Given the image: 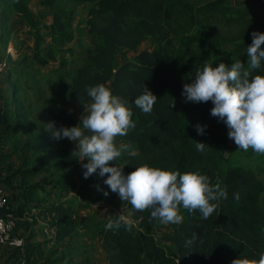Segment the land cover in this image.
Here are the masks:
<instances>
[{
	"label": "trees",
	"instance_id": "obj_1",
	"mask_svg": "<svg viewBox=\"0 0 264 264\" xmlns=\"http://www.w3.org/2000/svg\"><path fill=\"white\" fill-rule=\"evenodd\" d=\"M231 1L40 0L39 4L52 15L51 24L46 25L35 16L28 0H0V44L9 41L11 16L15 13L27 20L34 40L31 55L25 54L18 60L7 58L14 66L7 68L6 81L14 83V88L11 101L4 102L0 114V130L10 131L0 134V148L23 133L29 138L28 147L31 145L37 152L35 164L30 163L31 157H25L20 166L5 164L8 157L0 158V172H5L4 182L12 190L7 192L12 208L2 212L10 211L17 218L15 230L16 234L25 236L23 253L28 263H33L31 257L35 254V248L29 244L32 236L19 231L30 228V222L23 219L30 207H42L43 213L49 215L57 241L76 235L78 222L72 217L71 200L65 198L74 191L69 185L67 188L66 176L61 172L75 170L80 162L74 142L67 138L55 142L44 124L37 131L34 123H29V95L22 94L16 86L15 76L33 63L44 67L60 58L59 63L65 64L68 54H74L73 47L77 48L74 42L81 34V27L78 31L74 27L75 10L79 7H87L85 25L92 42L86 47L83 63L58 87L56 127L77 126L80 121L75 116L74 103L90 102L86 88L103 83L113 95L124 98L133 113L135 128L123 137H116L117 145H129L128 151L114 161L123 167L125 175L142 164L180 173L199 172L228 193L207 219L199 210L189 212L181 205L182 222L170 223L161 232L164 242H160L156 232L163 224L151 218V210L137 211L122 201L105 184L107 174L101 176L97 169L93 179L96 200L113 206L121 201L131 211L132 218L127 220L114 211L106 220L96 223V235L110 253L108 264H231L241 254L259 259V254L264 252V182L254 169L228 155L231 145L228 129L223 121L211 115L213 103L186 102L182 95L184 84L192 82L197 68H202L205 62L213 66L221 62L225 40L217 34L215 23L222 24L264 5V0H236L241 5H232ZM147 38H154V48L142 49L134 59L116 66L122 50H138ZM237 39L240 41L233 53L237 55L236 61L247 68V47L252 39L243 35ZM261 63L259 69L252 70L253 76L264 75V60ZM145 86L157 96L151 113H144L134 103ZM197 124L206 126L203 135L197 133ZM196 142L208 145L203 153L196 150ZM252 151L250 148L246 154L252 155ZM51 169L56 171L53 175H58L54 179L55 187L49 189L45 180H34ZM237 192L239 200L234 198ZM110 219L119 221L120 226L106 228ZM193 235L195 240L187 243ZM21 253L15 247V257L8 264L21 261L15 260ZM61 253L56 257L52 253L50 261L56 264L64 261L67 253L64 250Z\"/></svg>",
	"mask_w": 264,
	"mask_h": 264
},
{
	"label": "clouds",
	"instance_id": "obj_2",
	"mask_svg": "<svg viewBox=\"0 0 264 264\" xmlns=\"http://www.w3.org/2000/svg\"><path fill=\"white\" fill-rule=\"evenodd\" d=\"M251 35L252 43L247 47V68L239 60L230 67L224 62L218 66L205 62L202 68L196 69L192 82L184 84L182 95L186 102L211 101L214 105L211 115L225 123L228 138L238 149L248 151L251 148L264 154V75H252V70L259 69L264 60V49L261 48L264 33L254 31ZM86 92L90 98V102L83 103L87 115H81L77 126L57 128L54 121L47 124L53 140L67 138L74 142V152L85 169V179L100 169L101 176L107 174L105 184L122 201H127L137 211L150 209L151 218L163 225L182 222L183 217L179 214L181 205L189 212L199 210L207 219L218 208V202L227 198L226 188L219 183L211 184L209 177L199 172L180 173L142 164L125 175L123 167L115 165L114 161L128 151L129 145H117L116 137H123L135 128L133 113L127 101L113 95L103 83L87 87ZM156 100L157 96L145 86L134 103L144 113H151ZM195 127L199 135L204 134L206 126L197 124ZM206 146L203 142H196L198 152L203 153ZM97 188L99 190V186ZM234 198L239 200L238 192ZM119 226V221L110 219L106 228ZM194 240L195 235L187 243ZM231 264H264V252L259 254V259L241 254Z\"/></svg>",
	"mask_w": 264,
	"mask_h": 264
},
{
	"label": "rangeland",
	"instance_id": "obj_3",
	"mask_svg": "<svg viewBox=\"0 0 264 264\" xmlns=\"http://www.w3.org/2000/svg\"><path fill=\"white\" fill-rule=\"evenodd\" d=\"M199 1L205 2L206 0ZM231 4L241 5V2L232 0ZM67 7H70V3L67 4ZM43 12H45V10H43ZM48 14H51V11L47 10L45 15ZM87 16V7H79V9L75 10L74 27L77 31L79 30L78 27H81V34L78 32L79 36L74 42L77 48L73 47L74 54H68L65 64L62 65L59 63L60 58L57 62H50V64L44 67L38 66L33 63V65H28V69L26 68L25 70H21L15 76L16 86L19 87V90L22 92V94L25 93L26 95H29V100L27 101V106L31 110L29 123H34L33 126L37 131H39L41 124H44L47 127V124L49 122L54 121V115L57 111L56 107L58 105L57 99L60 96V91L58 87L61 85L62 80H68L72 76L74 70L83 63L86 47H88L92 42V38L87 34L86 31L85 24ZM46 21L48 20H45V22ZM215 25L217 29V34H219L225 40V44L223 45L224 52L222 56L219 57L220 61L224 62L230 67L237 59V55L233 53V48L240 41L237 39V37L239 35H243L248 36L249 39H252V32L258 31L260 33H264V5H259V8L254 7L246 15L242 14L240 16L230 18V20H225L222 22V24L215 23ZM48 41H50L49 38L47 39V42ZM30 43H32V41H30ZM155 45L156 44L154 38H147L138 50H122L118 55L116 66H119L124 60L134 59L138 51L142 49L154 48ZM23 47V52L19 53L18 55L15 49H19V47L18 45H15V49L13 50L15 57L18 56L17 58H21V56L25 55V52L32 53L33 49L31 48V45L28 46L27 43H24ZM2 48L3 47H1L0 53L4 52L2 51ZM7 74L8 70H5L4 88L2 93V97L4 99L5 104L7 101H11V94L14 88V83H8L6 81ZM44 105H46L48 108L46 109ZM73 107L75 116L79 119V121L81 115H87V113L84 112V107L82 104L74 103ZM32 109L35 111H33ZM7 133L9 132L6 130L5 132L0 131L1 135H6ZM26 141H28L29 145L30 141L28 136L22 133L20 138L17 137V139L11 140V142L7 144V146L3 145L0 148V158L11 157L9 159L10 162L16 164L17 166H20L24 163L23 160H25V157H31L30 163L35 164L37 152L34 148L31 147V145L30 148L26 146L27 144L24 145ZM54 141L60 142V140ZM230 144L231 145L228 155H230L234 161L250 166L252 169L255 170L258 177L264 182V157H258L260 153H256L254 151H252V155L246 154L250 149L248 151L238 149V146L231 139ZM84 163H87V160H85ZM84 171L85 169H83L81 163H79L78 167L75 170L63 169V172L61 173L66 176L64 179L65 184H67V188H69V185L71 190L75 191L77 197L80 196L81 199L89 198L90 201H92L95 195V189L93 186L94 174L85 179L83 176ZM53 173H56V171L51 169L47 174H39L34 178V180H45L46 182H48V187L50 189L53 186L55 187L54 181L58 179V175H53ZM262 204L264 205V193L262 195ZM114 207H116L117 212L124 215L127 220L132 219L130 216L131 213L129 212L128 208H126L121 201H118L117 205ZM179 214L181 215L180 210ZM169 225L170 224L162 225V227L157 230L156 233L160 242H164L163 239L160 237L161 232L168 229ZM93 235L95 234L93 233ZM3 247L6 248L7 246H0V249Z\"/></svg>",
	"mask_w": 264,
	"mask_h": 264
},
{
	"label": "crops",
	"instance_id": "obj_4",
	"mask_svg": "<svg viewBox=\"0 0 264 264\" xmlns=\"http://www.w3.org/2000/svg\"><path fill=\"white\" fill-rule=\"evenodd\" d=\"M40 0H28L29 7L33 9V13L44 24L49 25L52 22V15H45L47 12L46 7H42L39 4ZM33 2V3H32ZM38 2V3H37ZM45 10L43 12L42 9ZM49 18V19H48ZM45 20H48L45 22ZM48 22V23H47ZM10 37L9 41L6 44H0V50L2 48L1 55L9 59H19L15 57V54L5 55L6 46L12 47L15 49V45H18L19 49H15L18 55L23 52V45H31L34 51V40L30 34V25L27 20L20 13L12 14L11 23H10ZM32 41V43H30ZM20 44V45H19ZM30 48V49H31ZM32 51V53H33ZM32 53L25 52L24 54L31 55ZM9 67L14 66V64L8 62ZM4 131L5 130H0ZM10 132L9 130H6ZM19 135V134H18ZM27 142V143H26ZM24 145L28 144L26 141ZM28 146V145H26ZM11 158V157H10ZM9 158V159H10ZM5 164H14L7 161ZM16 165V164H15ZM5 172H0V187L4 188L8 193L12 190H8V186L4 182ZM71 194V195H70ZM67 197L71 199L70 208L72 211V217L78 222V230L76 235L66 241H57L55 238V229L50 225V217L47 213H43L42 207L38 208L36 206L30 207L23 219H26L30 228L25 230L24 228L20 229V234L30 233L32 239L29 241L35 248V254L31 257L33 263H28L25 259L24 253L15 260H21L20 264H56L50 261V256L53 254L55 257L59 254H62L61 251L64 250L67 253L64 261L58 264H108L110 260V253L105 250V247L102 242V238L96 235L95 225L99 221L106 220L114 211H117L116 207L106 202L97 201V194L95 193L94 198L90 201L89 198L81 199L77 197V194L71 192ZM73 194V195H72ZM94 202V203H93ZM131 213V211H129ZM119 213V212H118ZM121 214V213H119ZM123 218L124 215L121 214ZM93 233L95 235H93ZM25 238V236H23ZM14 247L7 246L6 248L0 249V264H8L15 257L14 256ZM53 253V254H52Z\"/></svg>",
	"mask_w": 264,
	"mask_h": 264
},
{
	"label": "built area",
	"instance_id": "obj_5",
	"mask_svg": "<svg viewBox=\"0 0 264 264\" xmlns=\"http://www.w3.org/2000/svg\"><path fill=\"white\" fill-rule=\"evenodd\" d=\"M13 48L7 46L5 48V55L13 54ZM8 68L7 57L0 53V114L4 109V101L2 97V90L4 88V71ZM12 208L7 191L0 187V245L20 248L22 254L26 245V240L23 236L16 234V226L18 224L17 218L10 211L2 212L3 209L8 210ZM22 261H14L13 264H20Z\"/></svg>",
	"mask_w": 264,
	"mask_h": 264
}]
</instances>
